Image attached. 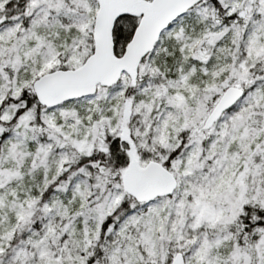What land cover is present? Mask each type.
Segmentation results:
<instances>
[{"label": "snow or ice", "instance_id": "snow-or-ice-1", "mask_svg": "<svg viewBox=\"0 0 264 264\" xmlns=\"http://www.w3.org/2000/svg\"><path fill=\"white\" fill-rule=\"evenodd\" d=\"M0 264H264V0H0Z\"/></svg>", "mask_w": 264, "mask_h": 264}]
</instances>
